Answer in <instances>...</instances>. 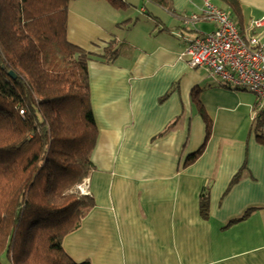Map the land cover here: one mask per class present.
Listing matches in <instances>:
<instances>
[{"label":"crops","instance_id":"1","mask_svg":"<svg viewBox=\"0 0 264 264\" xmlns=\"http://www.w3.org/2000/svg\"><path fill=\"white\" fill-rule=\"evenodd\" d=\"M208 1L226 8L243 36L264 14V0H237L238 14ZM101 2L115 12L103 0H76L67 16L68 40L93 54L87 68L97 138L86 179L95 205L64 238V251L91 264H264V103L188 64L183 52L195 33H183V20L203 0L159 6L153 13L161 18H147L151 30L126 35L125 51L114 47L108 58L113 29L125 28L117 17L108 23ZM143 2V14L158 6ZM198 22L199 34L214 31ZM254 33L264 40V29Z\"/></svg>","mask_w":264,"mask_h":264},{"label":"trees","instance_id":"2","mask_svg":"<svg viewBox=\"0 0 264 264\" xmlns=\"http://www.w3.org/2000/svg\"><path fill=\"white\" fill-rule=\"evenodd\" d=\"M74 1L0 0V264H91L73 261L62 246L95 205L90 195L70 193L94 170L97 138L87 68L93 54L67 38ZM103 1L127 9L123 0ZM143 1L171 11L170 0ZM219 1L238 14L237 0Z\"/></svg>","mask_w":264,"mask_h":264},{"label":"built area","instance_id":"3","mask_svg":"<svg viewBox=\"0 0 264 264\" xmlns=\"http://www.w3.org/2000/svg\"><path fill=\"white\" fill-rule=\"evenodd\" d=\"M199 20L213 23L214 31L199 34L195 28ZM183 25L184 29L189 27L195 33L183 52L190 67L205 69L225 88L254 94L261 101V107L264 103V40L254 32L264 29V14L251 21L243 36L228 11L203 0L199 12L184 18ZM86 182L77 186L82 195H90Z\"/></svg>","mask_w":264,"mask_h":264},{"label":"rangeland","instance_id":"4","mask_svg":"<svg viewBox=\"0 0 264 264\" xmlns=\"http://www.w3.org/2000/svg\"><path fill=\"white\" fill-rule=\"evenodd\" d=\"M76 1V0H75ZM92 1V0H91ZM125 3L127 4V9H125V11L123 10H115V12H112V9H110L105 3L101 2L103 7L100 8L101 9V15L102 16H105L107 15L109 17V19H107L108 23L111 22L112 19H114L115 17H117V19L119 20V22H121L118 27H121V26H124V30H117V29H113L114 30V34H115V38L117 40V44H114L113 45V50H114V47H117V49H119L117 51V54H119V52L121 51H125L126 49V46H128V44L126 43L128 37L126 35H130L132 32L134 33H138L140 30L143 31V28L142 27H147L149 28V30H151V27L154 26V23L151 21V20H148V16L151 15V13L153 14V18H161L159 15L157 14H154V13H161V8L159 6H155V11L154 9H150L149 7H147V11H145V14L141 13V10L143 8V0L139 1V0H124ZM73 3V2H72ZM71 3V4H72ZM77 6H76V10L78 9V2H76ZM90 4V2H88ZM70 4V6H71ZM152 4L150 3L149 6H151ZM203 5V4H202ZM69 6V8H70ZM83 7L87 8L88 5H82ZM99 6H100V3H99ZM153 7V6H151ZM90 8V12L92 11L91 7L89 6ZM88 8V9H89ZM70 10V9H69ZM68 10V11H69ZM112 12V13H109V12ZM160 11V12H159ZM150 12V14H149ZM154 12V13H153ZM197 13V12H195ZM193 13H191L190 15L186 16V18H189ZM164 15V14H162ZM130 18V20L126 21L125 23H122L124 20ZM101 19V18H100ZM99 19V20H100ZM155 20V19H153ZM156 21V20H155ZM200 23V22H198ZM196 23V25L198 24ZM196 25H195V28H196ZM142 26V27H141ZM199 27L203 28L205 27L204 25H200ZM129 28V32L128 29ZM176 31V30H175ZM179 32V29L177 31V34ZM189 33L187 30H184L183 33ZM188 35V34H186ZM84 181L81 183L83 184ZM79 184V185H81ZM77 185V186H79ZM77 186L73 187L72 188V191H70L71 194H79V195H82L81 192L78 190Z\"/></svg>","mask_w":264,"mask_h":264},{"label":"water","instance_id":"5","mask_svg":"<svg viewBox=\"0 0 264 264\" xmlns=\"http://www.w3.org/2000/svg\"><path fill=\"white\" fill-rule=\"evenodd\" d=\"M9 75H10L12 78H14V75H13L11 72L9 73Z\"/></svg>","mask_w":264,"mask_h":264}]
</instances>
